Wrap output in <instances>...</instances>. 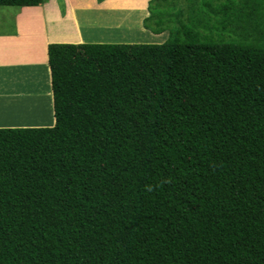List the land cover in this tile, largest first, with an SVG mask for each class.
Segmentation results:
<instances>
[{
    "label": "trees",
    "instance_id": "1",
    "mask_svg": "<svg viewBox=\"0 0 264 264\" xmlns=\"http://www.w3.org/2000/svg\"><path fill=\"white\" fill-rule=\"evenodd\" d=\"M186 1H149L162 43L47 45L54 124L0 127V264H264V0Z\"/></svg>",
    "mask_w": 264,
    "mask_h": 264
},
{
    "label": "rangeland",
    "instance_id": "2",
    "mask_svg": "<svg viewBox=\"0 0 264 264\" xmlns=\"http://www.w3.org/2000/svg\"><path fill=\"white\" fill-rule=\"evenodd\" d=\"M87 1H90L89 5L92 6L87 7L85 5L86 8L84 9L83 4L86 3V0H42V2L37 6L39 9L27 8V11L36 10V12L38 11L37 14L41 16L40 9H43L45 17L47 18L46 21H47L48 29L50 30V32L53 33L55 39L63 41L59 43H75L79 38H82L83 40H86V42H80V43L157 44V43H162L168 37L167 31L163 32L165 33L163 35H161L162 33L156 35L143 27V20L149 16V11L147 10V8L150 0H108L107 3H104L103 5L102 3H98L97 0H87ZM216 1L222 2L223 0L220 1L216 0ZM156 2L158 1H155L153 3ZM198 2H200V0H196L194 5H197ZM76 3H78L77 4V6L79 7L78 9H75V7H77ZM180 3L182 4V6L181 5L179 6L183 9V13H182L183 14L182 19H183L184 16H186L187 14L188 8L193 6L188 7V3L186 0H181ZM159 5H163V2H160ZM175 6L176 8H178L177 4ZM49 7H51L50 12L48 10ZM20 10L21 9L16 6H11V5L0 6V29L6 32H12L13 31L12 29L16 24V15ZM66 10H69V14L63 15L66 12ZM204 10L207 12L209 11L206 7L204 8ZM70 12H72V14ZM213 14L214 15L210 13L209 15L211 18V23L209 26L212 28V30L211 31L206 29L201 30L202 35H205L207 36V38H211V39L212 37H216V34L218 32L217 27L215 26V17L217 16V14L215 13ZM81 17L85 19L81 23L85 25V28L83 29H80L81 27H78V24H76L75 22L76 19L78 23V19ZM171 23L172 22H170L169 24ZM139 25L145 32H147V35L138 36L139 34L144 32L139 28ZM87 31L92 32L94 36L82 35V33L85 34ZM77 32H79V38ZM97 34L99 35L97 36ZM124 34H126V36H124ZM99 38L100 39L102 38V42H95L98 41ZM103 39L105 40L103 41ZM31 83L32 81L25 82V84L28 86V89L30 87L32 88V90L36 89L37 85L41 84L39 83V80L36 82V85L34 84L31 85ZM41 89L42 87L40 85V89L38 91L40 93H43ZM49 90L51 92L50 93L51 97L50 95L49 97L52 98L51 85H49ZM27 95L29 94L27 93ZM49 97H47L46 99L41 97L38 98L39 99V104H38V102L36 101V97L34 95L32 99V101L33 100L34 101L30 105L31 106L30 108L29 106L24 104L25 106L23 108L20 107L21 110L18 113L11 112L10 110H7V113L12 114L11 116H13L14 118L15 116L17 117L18 115H24L28 120H31L30 125L27 127L52 126L54 124V115L52 108L53 105H52V100L49 101ZM27 99L28 97L26 96L25 101ZM10 101H12V99ZM7 105L9 106L10 104ZM26 110H31V112L33 111V113L30 112L31 114L29 115H35V113L37 112L36 113L37 116L35 118L28 117L27 115L28 113L26 112ZM5 117L6 119H4V121L2 120V122L4 123L9 124L14 120V118L9 119L10 117H8L7 115ZM22 117L23 116H20V118L18 119L20 121H23ZM25 122L29 123L27 120ZM3 127L5 128L7 126H3ZM10 127H23V126L18 124Z\"/></svg>",
    "mask_w": 264,
    "mask_h": 264
},
{
    "label": "crops",
    "instance_id": "3",
    "mask_svg": "<svg viewBox=\"0 0 264 264\" xmlns=\"http://www.w3.org/2000/svg\"><path fill=\"white\" fill-rule=\"evenodd\" d=\"M107 1L108 0L103 1L102 5L107 3ZM77 4L78 3H76V6ZM89 4L90 1L86 0V3L83 4V8L85 9L86 6L91 7L92 5L90 6ZM37 6L19 7L21 10L16 15V24L14 25L12 32H6L0 29V127H10L18 124L22 125L23 127L29 126L31 120H28L24 115H18L14 118L11 116L12 114L7 113V110L18 113L21 110L20 107L23 108L25 106L24 104L30 108V105L34 101H32L34 95L38 104V98L41 97L46 99L49 97V95L51 97V92L49 90L50 74L47 64V45L50 43H59L63 41L55 39L53 33L48 29L46 21L47 18L45 17L43 9H40L41 16L37 14L38 11L36 12V10L27 11V8L39 9ZM78 8V6L75 7V9ZM50 9L51 7L48 8L49 12ZM70 13L72 14V12ZM68 14L69 10H66L63 15ZM81 18L78 19V23L76 19L75 22L78 24V27H81L80 29H83L85 28V25L81 23L85 19ZM139 28L143 30L140 25ZM77 33L79 38V32ZM99 34H97V36ZM163 34L165 33H162L161 35ZM82 35L94 36L92 32L89 31H87L85 34L82 33ZM124 36H126V34H124ZM104 40L105 39H103V41ZM80 42H86V40L79 38L75 43ZM95 42H102V38ZM38 80L41 84L37 85V88L33 90L30 87L28 89V86L25 84L26 81H32L31 85H36ZM40 85L42 87L41 90L43 93L38 91L40 89ZM27 93L29 95H27ZM26 96L28 99L25 101ZM50 97L49 101L52 100ZM11 99L12 101H10ZM7 104L10 105L8 106ZM26 112L28 113V117L35 118L37 116V112L35 115H29L33 113L31 110H26ZM6 115L10 117L9 119L14 118V120L9 124L2 122V120L4 121V119H6ZM20 116H23V121L18 119ZM26 120L29 123L25 122Z\"/></svg>",
    "mask_w": 264,
    "mask_h": 264
},
{
    "label": "bare ground",
    "instance_id": "4",
    "mask_svg": "<svg viewBox=\"0 0 264 264\" xmlns=\"http://www.w3.org/2000/svg\"><path fill=\"white\" fill-rule=\"evenodd\" d=\"M103 14V13H102ZM105 14V13H104ZM110 30H112V29H110ZM145 35H147V32H143V33H141V34H139L138 36H145ZM153 38H155V37H153ZM100 39V38H99ZM133 40V39H132Z\"/></svg>",
    "mask_w": 264,
    "mask_h": 264
}]
</instances>
